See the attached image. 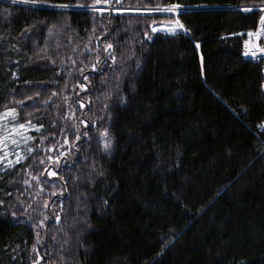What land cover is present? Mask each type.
<instances>
[{"label":"trees","instance_id":"obj_1","mask_svg":"<svg viewBox=\"0 0 264 264\" xmlns=\"http://www.w3.org/2000/svg\"><path fill=\"white\" fill-rule=\"evenodd\" d=\"M261 7L0 0V114L40 128L0 173V264H264Z\"/></svg>","mask_w":264,"mask_h":264},{"label":"rangeland","instance_id":"obj_2","mask_svg":"<svg viewBox=\"0 0 264 264\" xmlns=\"http://www.w3.org/2000/svg\"><path fill=\"white\" fill-rule=\"evenodd\" d=\"M176 11H160L174 18L177 15ZM175 22V21H174ZM172 22L167 25L154 26L155 32H161L166 35H171L182 31L181 28L175 26ZM247 46L253 43L252 38ZM23 125V128L20 127ZM40 132V128L32 124H19L16 121V113L13 110L6 111L0 114V173L12 169L15 165L24 160L31 150L34 133Z\"/></svg>","mask_w":264,"mask_h":264},{"label":"built area","instance_id":"obj_3","mask_svg":"<svg viewBox=\"0 0 264 264\" xmlns=\"http://www.w3.org/2000/svg\"><path fill=\"white\" fill-rule=\"evenodd\" d=\"M260 11L259 19L257 22V27L251 35H248L252 38L253 43L250 46L243 47L241 51V56L244 60L256 63L261 62L264 63V52H261L260 49H264V7L258 8ZM255 53V55H253ZM263 74V91H264V66L262 70ZM261 131L264 132V123L261 127Z\"/></svg>","mask_w":264,"mask_h":264},{"label":"snow or ice","instance_id":"obj_4","mask_svg":"<svg viewBox=\"0 0 264 264\" xmlns=\"http://www.w3.org/2000/svg\"><path fill=\"white\" fill-rule=\"evenodd\" d=\"M59 6H60V7H68L69 5L62 4V5H59ZM180 7H181V6L178 5V4H173V5H171V6H166V7H165L164 9H162V10H163V11H169V12H172V11H176V10H178ZM262 19H264V18H262ZM174 23H175V26H176V27H178V28H183V25L180 24V22H179L178 19L175 20ZM155 30H156V29H153V31H155ZM249 35H251V33H249ZM111 47H112L111 44H108V45H107V48H108V49H110ZM260 51H261V52H264V49H260ZM253 55H255V53H253ZM93 68H95V65L93 66ZM84 79L87 80V77L85 76ZM81 87L84 88V89L87 88L86 85H81ZM20 127L23 128V125H20ZM103 135H106V132H105ZM109 146H110V141L105 140V141H104V148H105V150H107V148H108ZM50 159H51V158H50ZM49 174H50V175H56L55 172H50ZM57 219H59V218L57 217Z\"/></svg>","mask_w":264,"mask_h":264},{"label":"bare ground","instance_id":"obj_5","mask_svg":"<svg viewBox=\"0 0 264 264\" xmlns=\"http://www.w3.org/2000/svg\"><path fill=\"white\" fill-rule=\"evenodd\" d=\"M248 36H249V35H248ZM249 37H250V36H249ZM250 38H251V37H250ZM245 46H247V45H245ZM245 46H244V47H245Z\"/></svg>","mask_w":264,"mask_h":264}]
</instances>
